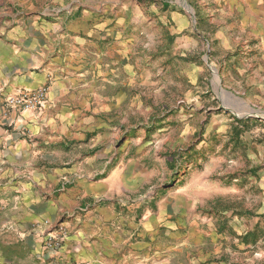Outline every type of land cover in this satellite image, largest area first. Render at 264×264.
I'll list each match as a JSON object with an SVG mask.
<instances>
[{"label": "rangeland", "instance_id": "obj_1", "mask_svg": "<svg viewBox=\"0 0 264 264\" xmlns=\"http://www.w3.org/2000/svg\"><path fill=\"white\" fill-rule=\"evenodd\" d=\"M83 2L87 10H108L100 17L113 18L117 39L131 46L122 53L116 80L122 103L109 115L122 120V133L109 144V156L125 148L114 158L121 157L125 165L139 160L150 175L115 197L117 211L137 224V232L147 209L162 211L164 218L155 230L186 234L190 246L180 254L185 264H264L262 38L251 34L242 14L214 10L209 0ZM107 147L102 142L83 145L81 151L76 144L73 152L100 156ZM23 161L27 168L35 166V160ZM88 168L83 177H100L90 175ZM4 170L0 161V185L26 179ZM17 194L15 188H0V197ZM60 222H53L51 229ZM63 231L47 234V253L65 248V236L47 244L49 236ZM106 261L113 259L108 256ZM99 262L60 254L48 255L39 264Z\"/></svg>", "mask_w": 264, "mask_h": 264}, {"label": "crops", "instance_id": "obj_2", "mask_svg": "<svg viewBox=\"0 0 264 264\" xmlns=\"http://www.w3.org/2000/svg\"><path fill=\"white\" fill-rule=\"evenodd\" d=\"M208 3L242 14L264 48V0ZM103 11L108 12L87 10L83 0H0V161L6 175L26 178L0 185L18 192L0 197V264H39L60 254L100 264H185L180 254L190 246L186 234L155 230L162 211L147 209L137 232V224L116 208L115 197L135 189L150 172L139 160L125 165L114 158L125 148L109 156V144L122 133V120L109 115L122 103L116 80L131 46L117 39L118 23L102 20ZM42 87L47 101L41 108L9 111V96ZM102 142L108 147L100 156L73 152L76 144L83 151V145ZM27 159L35 166L27 168ZM86 165L100 177H83ZM60 228L65 248L47 253V234Z\"/></svg>", "mask_w": 264, "mask_h": 264}, {"label": "built area", "instance_id": "obj_3", "mask_svg": "<svg viewBox=\"0 0 264 264\" xmlns=\"http://www.w3.org/2000/svg\"><path fill=\"white\" fill-rule=\"evenodd\" d=\"M47 101V88L42 87L35 90L25 91L13 96H9L6 102L13 108L22 109H39ZM65 232H59L56 236H49L47 238V244H53L54 241L58 240V236L64 238ZM60 237V238H61Z\"/></svg>", "mask_w": 264, "mask_h": 264}]
</instances>
